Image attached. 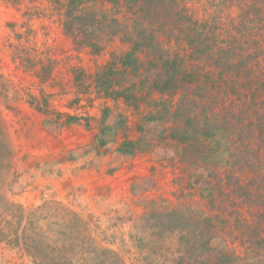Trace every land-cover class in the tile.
Segmentation results:
<instances>
[{"label":"rangeland","instance_id":"374dc122","mask_svg":"<svg viewBox=\"0 0 264 264\" xmlns=\"http://www.w3.org/2000/svg\"><path fill=\"white\" fill-rule=\"evenodd\" d=\"M38 5L0 0V264H264V205L247 192L264 181L261 140L248 153L224 121L203 138L183 113L213 123L228 95L176 109L179 94L139 90L120 67V37L79 47L61 6ZM107 77L135 82L136 105L108 96Z\"/></svg>","mask_w":264,"mask_h":264},{"label":"trees","instance_id":"16d2710c","mask_svg":"<svg viewBox=\"0 0 264 264\" xmlns=\"http://www.w3.org/2000/svg\"><path fill=\"white\" fill-rule=\"evenodd\" d=\"M6 1L17 10L26 7V12L39 7L38 0ZM54 1L62 8L65 32L77 46L100 52L117 37L128 44L119 63L142 79L139 90L179 94L175 108L180 110L192 103H224L227 94L231 108H222L223 118L218 115L213 123L199 125L190 109L183 110L189 113L185 114L188 121L195 120L201 137L219 139L224 124L223 130L226 126L231 130L226 135L234 139L233 144L238 135L247 134L238 144L248 153L253 152L249 145L254 146L257 139L264 146V0ZM97 2H101V13L87 9ZM108 4L118 9V16L108 14ZM105 81L108 96L136 105L135 82L115 88L113 78ZM76 120L78 116L67 119ZM135 144L124 141L120 152L128 153ZM247 192L264 205V181Z\"/></svg>","mask_w":264,"mask_h":264}]
</instances>
